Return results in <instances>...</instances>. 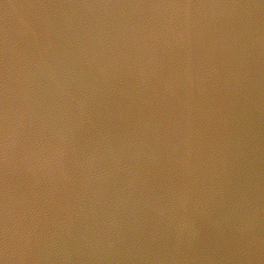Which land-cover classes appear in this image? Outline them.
<instances>
[{
  "label": "clouds",
  "instance_id": "1",
  "mask_svg": "<svg viewBox=\"0 0 264 264\" xmlns=\"http://www.w3.org/2000/svg\"><path fill=\"white\" fill-rule=\"evenodd\" d=\"M0 264H264V0L6 4Z\"/></svg>",
  "mask_w": 264,
  "mask_h": 264
},
{
  "label": "water",
  "instance_id": "2",
  "mask_svg": "<svg viewBox=\"0 0 264 264\" xmlns=\"http://www.w3.org/2000/svg\"><path fill=\"white\" fill-rule=\"evenodd\" d=\"M160 2H173V0H0V23L3 20L4 6L21 3H45L57 5H102V4H131V3H160ZM238 2H248V0H238ZM260 2V0H255ZM110 56L116 55L115 51H107ZM127 87V86H125ZM135 111V106H133Z\"/></svg>",
  "mask_w": 264,
  "mask_h": 264
}]
</instances>
